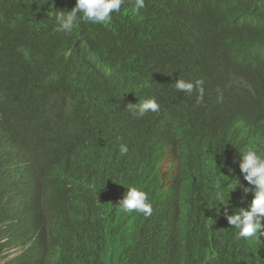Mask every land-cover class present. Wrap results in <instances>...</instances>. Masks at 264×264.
Segmentation results:
<instances>
[{
    "label": "trees",
    "instance_id": "trees-1",
    "mask_svg": "<svg viewBox=\"0 0 264 264\" xmlns=\"http://www.w3.org/2000/svg\"><path fill=\"white\" fill-rule=\"evenodd\" d=\"M75 4L0 0V107L23 122L22 147L0 156V238H38L9 264H264L256 239L238 238L224 215L251 200L242 147L218 109L230 68L207 38L216 18L264 53V0H145L139 13L126 0L105 24L58 30L55 14ZM177 79H203V99L178 92ZM153 96L158 112L127 109ZM217 182L228 202L219 212ZM130 186L148 193L151 216L120 210Z\"/></svg>",
    "mask_w": 264,
    "mask_h": 264
},
{
    "label": "clouds",
    "instance_id": "clouds-1",
    "mask_svg": "<svg viewBox=\"0 0 264 264\" xmlns=\"http://www.w3.org/2000/svg\"><path fill=\"white\" fill-rule=\"evenodd\" d=\"M125 2L126 0H76L70 11H59L55 14L54 21L58 30L66 33H71L78 21L105 24L111 20L114 13L121 10ZM144 7L145 0H134L136 13ZM205 11L207 8L200 6L198 13L189 9L183 15L195 16ZM229 34L216 18L210 21L207 38L214 44L215 53L228 65L231 74L219 88L223 100L218 109L223 113L226 125L242 147L238 167L244 191L250 193L248 200H251V203L247 208H239L231 215L225 207L224 215L232 228L238 230V238H254L264 250V155L259 153L264 152V53L258 47L244 46V42H233ZM203 85V79L194 82L177 79L174 86L178 92L188 95L195 91L199 93L198 99L202 100ZM127 109L139 119L148 112H158L160 105L153 96L136 104H128ZM22 124L23 122L15 117L12 105L0 107V156L12 147H22L19 140V129ZM128 150L126 144L119 145L121 154H127ZM27 166L38 180L37 163L31 150ZM238 184L239 181L236 180L233 189ZM215 199L217 206L214 207L218 212L220 205L228 204L224 202L225 194L219 182L216 184ZM117 205L125 213L137 212L146 217L152 215L153 209L148 193L141 187H128ZM1 227L0 224V229ZM8 240V236L4 235L0 238V244L5 245ZM37 241L38 238L34 236L22 246L5 245L0 253V264H9L31 246L36 245ZM10 253L11 257L4 259Z\"/></svg>",
    "mask_w": 264,
    "mask_h": 264
},
{
    "label": "rangeland",
    "instance_id": "rangeland-1",
    "mask_svg": "<svg viewBox=\"0 0 264 264\" xmlns=\"http://www.w3.org/2000/svg\"><path fill=\"white\" fill-rule=\"evenodd\" d=\"M169 166V159L166 160V162L163 165V172L166 173L167 172V168ZM12 253L8 254V256H6L4 259H8L9 257H11Z\"/></svg>",
    "mask_w": 264,
    "mask_h": 264
}]
</instances>
